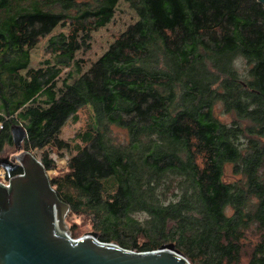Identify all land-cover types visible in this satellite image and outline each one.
I'll return each mask as SVG.
<instances>
[{
  "label": "trees",
  "instance_id": "16d2710c",
  "mask_svg": "<svg viewBox=\"0 0 264 264\" xmlns=\"http://www.w3.org/2000/svg\"><path fill=\"white\" fill-rule=\"evenodd\" d=\"M119 1L0 0V156L22 124L24 150L101 241L172 244L190 264H264L263 5L123 0L138 20L80 77L59 79L81 70L75 53ZM46 37L50 58L33 67ZM81 108L95 121L67 142L61 129ZM46 148L70 153L64 169Z\"/></svg>",
  "mask_w": 264,
  "mask_h": 264
},
{
  "label": "water",
  "instance_id": "95a60500",
  "mask_svg": "<svg viewBox=\"0 0 264 264\" xmlns=\"http://www.w3.org/2000/svg\"><path fill=\"white\" fill-rule=\"evenodd\" d=\"M264 7V0H257ZM12 153L0 156L8 175L20 166L22 174L0 183V264H190L172 244L136 252L104 242L96 232L72 238L65 223L70 211L51 186L42 163L24 150L26 130L9 127Z\"/></svg>",
  "mask_w": 264,
  "mask_h": 264
},
{
  "label": "rangeland",
  "instance_id": "374dc122",
  "mask_svg": "<svg viewBox=\"0 0 264 264\" xmlns=\"http://www.w3.org/2000/svg\"><path fill=\"white\" fill-rule=\"evenodd\" d=\"M138 17L134 10L129 7V5L120 0L116 6L113 18L105 26L91 31L89 35L88 43L90 45L87 50H78L75 53V60H77L81 66V70L77 73L74 72V67L63 68L61 76L59 79L64 78L68 72H72V76L69 82H73L75 79L80 77L84 71L87 70L90 63L95 61L100 57L109 47V45L118 37L129 25L135 23ZM68 27H56L51 34H57L58 32H67ZM48 37V36H47ZM47 37L40 40L36 47L30 53V64L31 66H38L45 59L50 58L45 50L47 44ZM71 68V69H70ZM71 70V71H70ZM61 84L59 80L58 85ZM91 114L90 108H81L77 112V121L67 120L65 125L61 129L60 137L67 142H76L75 134L82 131L85 128L87 119ZM228 117V116H227ZM229 118V117H228ZM91 120L95 121V117L91 114ZM111 134L116 137L119 141H123L126 132L123 129L117 128L115 126L111 127ZM71 145V144H70ZM13 147L6 146L4 151L1 153L2 156L10 155L13 158L12 153ZM49 152V156L53 159L58 170L64 169L67 159L70 156L68 151H58L55 148H46ZM36 153V152H35ZM62 154V156H60ZM39 157L40 152L36 153ZM3 169L0 168V171ZM225 171L227 174L232 175V169L230 164H225ZM143 217V216H141ZM65 223L67 224L69 230H73L77 237L88 234L93 231L92 225L90 224L89 218L85 215L71 213L66 215ZM94 232V231H93Z\"/></svg>",
  "mask_w": 264,
  "mask_h": 264
},
{
  "label": "built area",
  "instance_id": "2783aa9c",
  "mask_svg": "<svg viewBox=\"0 0 264 264\" xmlns=\"http://www.w3.org/2000/svg\"><path fill=\"white\" fill-rule=\"evenodd\" d=\"M3 128H4V120H0V130H2ZM20 174H22V173H20ZM17 175H19V174H17ZM12 177L13 176L8 175L4 170L0 171V183L7 185Z\"/></svg>",
  "mask_w": 264,
  "mask_h": 264
},
{
  "label": "crops",
  "instance_id": "0c3cea01",
  "mask_svg": "<svg viewBox=\"0 0 264 264\" xmlns=\"http://www.w3.org/2000/svg\"><path fill=\"white\" fill-rule=\"evenodd\" d=\"M32 50H33V49H32ZM32 50H31V51H32ZM31 51H30V53H31ZM30 62H31V60H30ZM30 65H31V64H30ZM33 67H34V66H33Z\"/></svg>",
  "mask_w": 264,
  "mask_h": 264
}]
</instances>
